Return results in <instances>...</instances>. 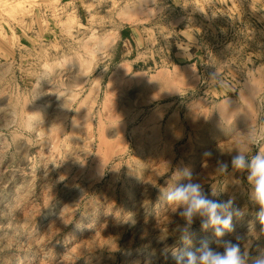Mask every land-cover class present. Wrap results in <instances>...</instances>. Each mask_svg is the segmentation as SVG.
I'll use <instances>...</instances> for the list:
<instances>
[{
	"label": "rangeland",
	"instance_id": "rangeland-1",
	"mask_svg": "<svg viewBox=\"0 0 264 264\" xmlns=\"http://www.w3.org/2000/svg\"><path fill=\"white\" fill-rule=\"evenodd\" d=\"M248 136L264 150V0H0V264H176L237 235L255 257ZM184 168L245 211L233 232L180 241Z\"/></svg>",
	"mask_w": 264,
	"mask_h": 264
},
{
	"label": "clouds",
	"instance_id": "clouds-1",
	"mask_svg": "<svg viewBox=\"0 0 264 264\" xmlns=\"http://www.w3.org/2000/svg\"><path fill=\"white\" fill-rule=\"evenodd\" d=\"M257 141L254 137L248 136L243 144L237 143L235 153L231 155V167L234 170L247 173V181L250 185L249 199L259 205L260 211L257 218L264 225V150H258L256 154L249 156L248 148L244 145H254ZM211 156V153H205ZM229 169L227 161H217V171L226 173ZM188 180L187 183L173 186L170 190L162 192L165 201L174 206V211L182 217L185 223L178 226L176 231L179 239L185 246L192 244V225L198 218L201 229H211L217 238H221L226 232H233V217L242 219L245 211L235 207V200L230 197L228 200L214 199L218 196L216 191L211 196L205 192L201 183L193 180L192 172L184 168L178 172ZM244 237L237 235L236 242L232 240H217L223 251H217L209 246L204 240L201 247L196 251L186 249L173 253L176 264H264V248L259 249L255 257H251L241 247L240 241ZM166 255V254H165Z\"/></svg>",
	"mask_w": 264,
	"mask_h": 264
}]
</instances>
